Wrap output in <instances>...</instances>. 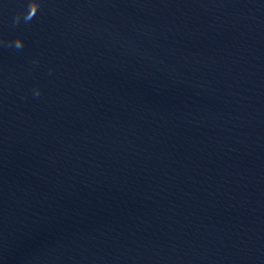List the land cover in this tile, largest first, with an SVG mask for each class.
Segmentation results:
<instances>
[{
	"label": "water",
	"instance_id": "obj_1",
	"mask_svg": "<svg viewBox=\"0 0 264 264\" xmlns=\"http://www.w3.org/2000/svg\"><path fill=\"white\" fill-rule=\"evenodd\" d=\"M31 3L0 0V264H264V0Z\"/></svg>",
	"mask_w": 264,
	"mask_h": 264
},
{
	"label": "clouds",
	"instance_id": "obj_2",
	"mask_svg": "<svg viewBox=\"0 0 264 264\" xmlns=\"http://www.w3.org/2000/svg\"><path fill=\"white\" fill-rule=\"evenodd\" d=\"M33 3H35L37 5L36 11L34 13L31 11V8H32ZM38 7H39V5H38V3H36V0H32V3L30 4V10L26 14V19H29L30 20L35 15V13L37 12ZM16 21L19 22V16L16 17ZM22 43L23 42L20 39H17L15 41V44H16L17 47L22 46Z\"/></svg>",
	"mask_w": 264,
	"mask_h": 264
}]
</instances>
